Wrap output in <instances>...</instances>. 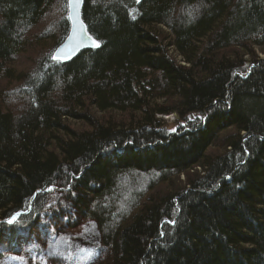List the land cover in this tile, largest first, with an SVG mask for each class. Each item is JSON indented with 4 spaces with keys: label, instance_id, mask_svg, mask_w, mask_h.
<instances>
[{
    "label": "trees",
    "instance_id": "1",
    "mask_svg": "<svg viewBox=\"0 0 264 264\" xmlns=\"http://www.w3.org/2000/svg\"><path fill=\"white\" fill-rule=\"evenodd\" d=\"M82 14L99 46L61 62L69 0H0V218L60 186L103 264H264V0Z\"/></svg>",
    "mask_w": 264,
    "mask_h": 264
},
{
    "label": "rangeland",
    "instance_id": "2",
    "mask_svg": "<svg viewBox=\"0 0 264 264\" xmlns=\"http://www.w3.org/2000/svg\"><path fill=\"white\" fill-rule=\"evenodd\" d=\"M262 55L261 49H256ZM168 124L175 116H158ZM80 128L78 122H71ZM87 128V127H86ZM24 218H0V264H103L111 254L98 225L57 186Z\"/></svg>",
    "mask_w": 264,
    "mask_h": 264
},
{
    "label": "water",
    "instance_id": "3",
    "mask_svg": "<svg viewBox=\"0 0 264 264\" xmlns=\"http://www.w3.org/2000/svg\"><path fill=\"white\" fill-rule=\"evenodd\" d=\"M84 0H69L70 31L53 54L54 60L69 62L85 49H94L99 42L89 33L83 20Z\"/></svg>",
    "mask_w": 264,
    "mask_h": 264
}]
</instances>
